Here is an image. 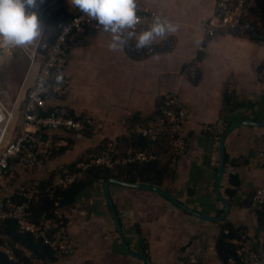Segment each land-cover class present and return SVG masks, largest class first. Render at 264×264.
<instances>
[{"label":"crops","instance_id":"1","mask_svg":"<svg viewBox=\"0 0 264 264\" xmlns=\"http://www.w3.org/2000/svg\"><path fill=\"white\" fill-rule=\"evenodd\" d=\"M138 1L179 25V30L154 41L151 54L133 51L134 41L110 51L112 37L102 31L88 34L82 46L71 48L64 71L71 90L65 97L45 99L42 107L47 111L61 105L74 117L92 116L102 127L81 135L53 133L56 146L63 149L61 154L56 149L34 169L12 165L6 178L9 189L0 193L20 201L23 197L18 192L46 184L63 170H75L106 144L128 137L141 124L149 126L169 92H177L190 112L185 130L188 149L176 162L171 153L170 157L163 155L150 171L110 170L102 174H110L105 178L95 171L83 173L59 199L76 252L55 257L53 264H143L126 252L117 234L103 187L107 179L153 185L201 214L222 215L224 204L215 191L221 136L240 122H264V43L230 32L207 36L204 25L215 16L218 0ZM248 9L254 17L264 16V0H249ZM17 58L23 69H17L19 78L11 84ZM2 64L6 68L0 77V98L15 107L7 142L22 126L26 93L35 82L40 62L30 68L21 51L13 48L0 54ZM133 119L129 128L127 123ZM218 122L223 133L213 138L205 127ZM263 150V126L241 125L226 136L218 191L228 214L218 221L194 215L155 190L110 183L112 206L128 250L147 257L148 264H183L189 252L197 255V264H222L215 248L222 223L243 228L258 249L264 248L259 209L252 201L255 191L264 188V169L250 161ZM143 177L155 183L142 182ZM15 232L23 235L18 229ZM2 238L33 264H40L24 244L7 235ZM0 264H4L1 258Z\"/></svg>","mask_w":264,"mask_h":264},{"label":"built area","instance_id":"2","mask_svg":"<svg viewBox=\"0 0 264 264\" xmlns=\"http://www.w3.org/2000/svg\"><path fill=\"white\" fill-rule=\"evenodd\" d=\"M249 0H218L216 14L205 25V33L215 37L223 33H236L248 36L251 40L264 43V25L254 23L245 18L248 11ZM63 9V11H60ZM41 21L46 35L43 41L29 45L25 48L17 47L28 60L29 67L40 62L35 82L26 93L23 122L15 138L6 142L8 128L15 112V107L7 106L0 98V191H8L6 181L12 162H18L27 169H34L47 161L53 155V141L48 135L58 132L73 134L96 133L102 125L100 121L90 115L74 117L64 106H55L50 115L44 116L45 99L49 97H65L71 90V82L65 75L69 51L73 47L84 44L88 34L98 32L96 22L83 13L73 14L68 0H43L34 9ZM140 20L135 31L139 33L146 30L157 13L149 6L138 1ZM54 20V26L49 24ZM133 51L135 47H132ZM150 49L140 51L141 54H151ZM4 49L0 48V54ZM137 52V51H136ZM60 77V79H57ZM190 119V112L185 107L177 92L164 95L162 105L159 107V116L149 126L136 127L131 131L133 135L147 137L150 141L159 140L168 130L170 131L169 145L172 160L176 162L188 149V140L185 135L186 123ZM206 132L213 138H220L223 127L218 122L205 127ZM114 144L108 143L105 150L97 157H90L75 170H63L53 178V188L65 189L71 186L84 172L92 168L110 169L114 166H128L141 163H150L156 160V155L145 149L139 152L128 151L123 158L112 159ZM254 166L264 169V150L258 152L250 159ZM40 191L32 188L22 193L23 201L14 202L10 197L0 193V225L5 220H13L18 230L29 234L34 239L49 246L55 257H67L75 254L76 243L67 231V226L60 213L59 199H54V216L41 215L38 223L31 221L30 205L36 200ZM257 207L264 206V188H258L252 198ZM0 253L8 261L17 262L12 250L0 243ZM247 264H264V248L256 249L254 241L247 237L239 251ZM195 253H188L183 264H197ZM182 264V263H181Z\"/></svg>","mask_w":264,"mask_h":264},{"label":"trees","instance_id":"3","mask_svg":"<svg viewBox=\"0 0 264 264\" xmlns=\"http://www.w3.org/2000/svg\"><path fill=\"white\" fill-rule=\"evenodd\" d=\"M60 11H63V9H61ZM72 13L79 14L81 12L77 8L73 7ZM245 18L254 23H261L262 25H264V16L257 15L254 17L249 11V9L246 13ZM49 24L51 26H54L55 21L52 19L49 21ZM224 100L226 101L227 98L224 97ZM52 111L53 109L47 110V111H45L44 109H40L41 114L44 116L50 115ZM158 116H159V109L157 111V114L155 115V118H153L152 122H154L158 118ZM134 123H135V119L129 121L127 125L130 128L133 126ZM139 127L144 128L146 126H144V124H141L139 125ZM48 137L52 139L53 134L48 135ZM52 141H53V153L56 149H58V154L60 155L61 154L60 151H62L63 149H60L61 147L59 148L56 146L54 139H52ZM169 141H170V131L169 130L159 140L155 142L150 141L147 137H144L138 134L137 135L131 134L128 137L122 138L114 143V153L112 154L111 158L120 159V158H123L128 151L139 152V151L147 149L156 155V160L154 162L134 164V165H128V166H114V167H111L110 169L92 168L84 172V175L95 171L101 174L100 175L101 178L111 177L109 176L110 174L106 176H103L102 174L103 173L107 174L110 170H117V169L128 170L130 167H132L134 170H142V169L149 170V171L153 170V168L158 166V164L161 162V159H162L161 157L163 155H169L170 157L171 148L169 145ZM106 145L103 146V148H101L97 152V154H95L93 157H97L101 152H103L105 150ZM12 165H21V164H19L18 162H12L11 166ZM21 166H24V165H21ZM24 168L26 167L24 166ZM120 178L125 179L123 177H120ZM144 178L145 177L141 178L142 182L144 181L149 184L155 183L150 179H144ZM76 181L71 186L65 189L53 188L52 187L53 178L46 184L38 185L37 188L39 189L40 193L39 195H37L36 200L32 201L30 205L31 221L34 223H38L41 215L43 214L46 217H53L54 211H55L54 199L55 198L60 199L61 196H65L67 191L71 187L74 186ZM23 192L20 191L18 192L17 195L22 197ZM50 194L53 195L54 199L50 198L49 196ZM12 200L14 202L21 203L23 201V198L20 201H16L14 198H12ZM258 209H259L257 212L258 224H259V227L264 230V206L258 207ZM6 229L11 230V231L8 232ZM16 229L18 228H17L16 223L13 220H5L0 225V243L8 246L17 258V262H11V261H8L6 257L0 253V258L3 259L4 264H33V261L27 258L26 256H24L21 250H18L14 248L13 246H11L10 243H7V241H5L2 238L4 235L10 236L16 243L24 244L25 247H27V249L36 256L37 260L40 261V264H53L55 262L54 252L49 246L44 245L41 241L34 239L29 234H23V235L18 234L17 232H15ZM246 238H247V235L244 232L243 228L238 227L232 223L220 224V230L215 239V242H216L215 248H216V252L219 255V258L222 264H247L243 260L241 255L239 254L242 244L245 242ZM26 243H28V246L26 245ZM255 248L258 249L256 244H255Z\"/></svg>","mask_w":264,"mask_h":264},{"label":"clouds","instance_id":"4","mask_svg":"<svg viewBox=\"0 0 264 264\" xmlns=\"http://www.w3.org/2000/svg\"><path fill=\"white\" fill-rule=\"evenodd\" d=\"M43 0H0V48H25L43 41L46 32L37 12ZM85 16L96 22L99 31L112 37L110 51H119L129 41H134L137 52L150 49L158 38L175 34L179 25L155 16L146 30L135 31L139 23L138 0H68ZM57 79H60L58 77Z\"/></svg>","mask_w":264,"mask_h":264},{"label":"water","instance_id":"5","mask_svg":"<svg viewBox=\"0 0 264 264\" xmlns=\"http://www.w3.org/2000/svg\"><path fill=\"white\" fill-rule=\"evenodd\" d=\"M1 93L2 92H1V86H0V95H1ZM245 124L246 125H257V126H263L264 127V122H261V123H258V122H246V121L240 122L238 124H235L233 126H230L224 132V134L221 136V139H220V143H219V158H218L217 171H216V183H215L216 184V189H215V191H216L218 197L221 199L222 203L224 204L225 210H224L223 214L220 215V216H218V217L204 215V214H201V213H199V212H197L195 210H192L191 208L187 207L183 203L177 201L172 195H170L167 192L163 191L159 187H156V186H153V185H148V184H144V183L143 184H133V183H129V182L119 181V180H116V179H107V180H105V182L103 183L105 197L107 199V202H108L109 207H110V211H111L112 216H113L114 225H115L117 234H118V236L120 238V241H121V243H122V245L125 248V250H126L127 253H129L133 257H136V258H139L140 260H142L143 261V264H148L149 263V260H148L147 257H145L143 255H140V254H136L134 252H131L126 247L125 242H124V238L122 236V231H121V227H120L118 218H117V216H116V214L114 212L113 206H112V201H111L110 194H109V190H108L109 184L110 183H117V184H120V185L132 187V188H137V189H144V188L152 189V190H155V191H157V192L165 195L166 197L174 200L182 208H184L186 211H189L190 213H193L194 215H197V216L202 217V218H205V219L213 220V221L221 220V219L225 218L226 215L228 214V205H227L225 199L220 196L219 191H218V182L220 180V176H221V173H222V170H223V167H224V163H225V157H224V142H225L226 136L228 135V133L230 131H232L234 128H236L238 126L245 125Z\"/></svg>","mask_w":264,"mask_h":264},{"label":"rangeland","instance_id":"6","mask_svg":"<svg viewBox=\"0 0 264 264\" xmlns=\"http://www.w3.org/2000/svg\"><path fill=\"white\" fill-rule=\"evenodd\" d=\"M18 62H20V63H18ZM12 65V64H11ZM10 65V66H11ZM5 65H0V77L1 76H3L4 74L3 73H5V71H4V68H6V67H4ZM21 68L23 69V63H21V61H20V59L19 58H17V59H14V66L12 67V69H14V70H11V72H12V74L10 75V80H11V84H13V83H16L17 82V79L19 78V76L17 75V69H19L20 71H21ZM16 71V72H15ZM6 75V74H5ZM6 77V76H5ZM13 99H15V98H13ZM17 99V98H16ZM15 99V100H16ZM5 101V100H4ZM12 101V100H11ZM6 102V101H5Z\"/></svg>","mask_w":264,"mask_h":264}]
</instances>
